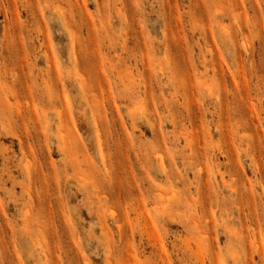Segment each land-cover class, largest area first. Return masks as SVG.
<instances>
[{
	"label": "rangeland",
	"instance_id": "obj_1",
	"mask_svg": "<svg viewBox=\"0 0 264 264\" xmlns=\"http://www.w3.org/2000/svg\"><path fill=\"white\" fill-rule=\"evenodd\" d=\"M0 264H264V0H0Z\"/></svg>",
	"mask_w": 264,
	"mask_h": 264
}]
</instances>
